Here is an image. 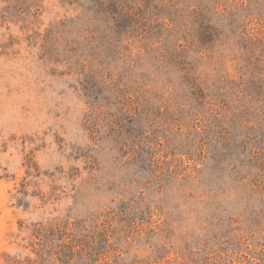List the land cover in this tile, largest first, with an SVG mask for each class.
Returning a JSON list of instances; mask_svg holds the SVG:
<instances>
[{"label": "rangeland", "instance_id": "rangeland-1", "mask_svg": "<svg viewBox=\"0 0 264 264\" xmlns=\"http://www.w3.org/2000/svg\"><path fill=\"white\" fill-rule=\"evenodd\" d=\"M0 264H264V0H0Z\"/></svg>", "mask_w": 264, "mask_h": 264}]
</instances>
